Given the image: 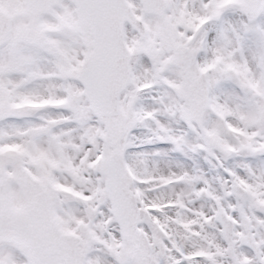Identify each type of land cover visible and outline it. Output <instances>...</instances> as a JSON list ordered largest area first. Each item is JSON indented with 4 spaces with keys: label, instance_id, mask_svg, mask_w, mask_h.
Here are the masks:
<instances>
[{
    "label": "snow or ice",
    "instance_id": "6c2138e0",
    "mask_svg": "<svg viewBox=\"0 0 264 264\" xmlns=\"http://www.w3.org/2000/svg\"><path fill=\"white\" fill-rule=\"evenodd\" d=\"M0 264H264V0H0Z\"/></svg>",
    "mask_w": 264,
    "mask_h": 264
}]
</instances>
